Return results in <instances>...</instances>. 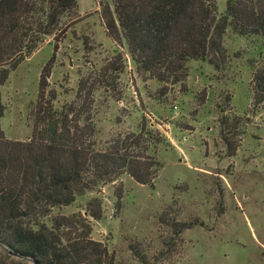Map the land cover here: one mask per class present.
Here are the masks:
<instances>
[{"label":"rangeland","instance_id":"1","mask_svg":"<svg viewBox=\"0 0 264 264\" xmlns=\"http://www.w3.org/2000/svg\"><path fill=\"white\" fill-rule=\"evenodd\" d=\"M228 1L215 0L219 15ZM114 2L80 0L57 38L15 7L0 10L7 138L28 141L42 119L66 116L91 120L103 145L143 129L131 152L160 163L152 186L124 175L54 215L86 216L99 198L92 237L115 264H264V94L254 84L264 78V40L229 33L213 54L218 68L193 60L183 83H160L134 64ZM12 14L21 32L9 34ZM22 34L41 41L34 53H21Z\"/></svg>","mask_w":264,"mask_h":264},{"label":"trees","instance_id":"2","mask_svg":"<svg viewBox=\"0 0 264 264\" xmlns=\"http://www.w3.org/2000/svg\"><path fill=\"white\" fill-rule=\"evenodd\" d=\"M79 1L0 0V10L15 7L39 34L57 38L63 17H76ZM114 6L134 64L160 83H183L193 60L218 68L213 54L224 49L229 33L264 40V0H229L221 15L215 0H115ZM110 15L109 27L115 28ZM16 16L9 34L21 32ZM26 34L20 35V50L30 55L41 41L27 43ZM254 84L264 94V78L256 74ZM4 116L0 95V264H115L108 247L92 237L90 220L103 215L99 198L86 216L54 212L124 175L152 186L160 163L131 152L140 151L143 129L103 145L91 120L66 116L42 119L28 141H14L2 129Z\"/></svg>","mask_w":264,"mask_h":264},{"label":"built area","instance_id":"3","mask_svg":"<svg viewBox=\"0 0 264 264\" xmlns=\"http://www.w3.org/2000/svg\"><path fill=\"white\" fill-rule=\"evenodd\" d=\"M177 114V113H176Z\"/></svg>","mask_w":264,"mask_h":264}]
</instances>
